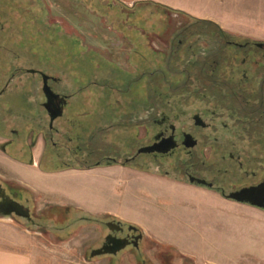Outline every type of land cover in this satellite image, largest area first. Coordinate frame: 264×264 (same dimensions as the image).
Segmentation results:
<instances>
[{
    "label": "flooded vegetation",
    "instance_id": "1",
    "mask_svg": "<svg viewBox=\"0 0 264 264\" xmlns=\"http://www.w3.org/2000/svg\"><path fill=\"white\" fill-rule=\"evenodd\" d=\"M46 20L45 0H0V116L13 111L15 101L8 99L11 94L15 97L24 95L31 110L37 112L40 108L49 118L47 126L26 125V128H43L46 131L45 151L52 146L59 156L68 154L78 161H85L95 132L106 133L116 125L96 127L84 123L80 115L83 108L76 101L78 97L86 98L85 108L88 110L85 115L89 116V112L95 110L91 103L95 102L92 99L95 95L70 90V81L82 78L72 72H67L68 75L66 70L60 69L62 51L59 48L48 57L44 45L48 34ZM56 27L49 29V34L55 38L62 32L60 26ZM217 31L223 45H188L190 55L185 61L182 76H170L164 80L165 84L183 86V103L175 104V100L169 98L172 96L167 94L169 99L165 103L164 99L160 102V108L152 119L134 126L139 128L136 137L143 144L127 159L135 161V166L142 170L153 166L165 175L216 192L234 203L264 210V40L224 30L220 26ZM179 39L180 42L183 40ZM119 50V68L122 69V46ZM154 53L155 57H162L161 61L154 60L161 64L166 57H173L174 49L151 52ZM73 54V50L65 51L70 65ZM140 56L153 61L147 53L141 52ZM48 58L51 61L47 64L49 66L45 64ZM19 59L27 61L20 63ZM45 79L55 94L47 106L48 97L43 90ZM54 83L59 88H53ZM25 84L28 91L22 92L21 86ZM36 84L41 85L40 93L34 92L32 86ZM155 98L150 100L157 106ZM144 99L137 100L142 103ZM51 113L58 114L53 121ZM62 117L65 125L55 126V121ZM117 126L122 128V125ZM140 128L145 131L142 135ZM9 145L10 142H6L0 147L7 152ZM153 145L158 148L169 146L170 149L139 152ZM26 157L30 159L31 155ZM9 200L19 202L31 214L28 218L12 212V216L36 223L31 190L0 178V204ZM252 201L263 202V205L258 206ZM0 214H3L2 210ZM112 220L118 221L109 219L104 222L105 235L97 249L108 244L107 237L114 243L112 249L120 244L125 246L115 253L96 255L106 256L108 264H120L121 260L133 264H173L175 255L180 257L171 249L165 256L160 255L157 249L151 251L153 242L133 224L118 221L120 226H113L115 229L111 230L107 222ZM149 249L154 255L148 254ZM180 259V264H196L183 256Z\"/></svg>",
    "mask_w": 264,
    "mask_h": 264
},
{
    "label": "rangeland",
    "instance_id": "2",
    "mask_svg": "<svg viewBox=\"0 0 264 264\" xmlns=\"http://www.w3.org/2000/svg\"><path fill=\"white\" fill-rule=\"evenodd\" d=\"M45 2L48 34H46L44 45L46 44L48 57L50 58L59 48L62 51L59 59L60 69L64 72L66 70V73L78 74L82 78L80 81H70V90L95 95L93 98L90 95L95 101L91 102L95 105V110L93 113L89 112L90 118L85 115L88 109L85 108L87 101L83 96L78 97L76 101L83 108L80 109L81 114H78L83 117L85 124H93L96 127L97 125H116L112 127L114 129L106 133L99 130L95 132L88 146V155L84 157V160L89 162L106 160L108 157H122V164L136 165L135 161L127 159L143 144L136 137L139 128L134 126L152 119L163 99L164 103L169 98H173L177 105L183 103V86L165 84L164 80L170 76H182L185 61L190 55L188 52L190 43L195 46L223 45L220 37L218 38L219 26L224 30L249 34L257 40H264V0H136L133 2L129 0H45ZM56 25L60 26L62 32L55 38L49 34V29L57 28ZM180 37L183 38L181 42ZM120 46H122V69L119 68L118 58ZM165 48L169 51L174 49L173 57L168 56L164 59V63L156 64L154 60L161 61L162 57L158 55L157 58L155 53L151 54V52H160ZM67 49L74 51L71 65L65 56ZM141 52L152 56L153 61L151 58L144 59L140 56ZM49 58L46 65L51 64ZM19 60H21L20 63L27 61ZM169 66L173 68L169 69ZM36 80L39 81V78L36 77ZM52 86L59 88L56 83ZM26 87H28L26 84L21 86V91L27 92ZM32 87L34 92H39L41 85L36 84ZM167 94L172 97H166ZM143 97L146 100L144 99L142 103L138 102L137 99ZM25 98L20 94L16 97L11 94L8 97L15 101V107L8 115L0 116V128H6L5 134L13 135L12 128L23 129L26 125H48L49 118L46 113L40 108L37 112L31 110V105H26ZM150 98L158 100L157 106H154L155 102ZM26 108H30L31 111H23ZM64 120L62 117L55 121L54 125H65ZM117 125H122V128H118ZM140 129L141 135L145 133L144 128ZM54 151V148L49 146L46 152L48 154ZM2 153L0 148V156ZM78 160L72 155L63 154L54 160L46 161V164L49 167H57ZM147 170L164 173L153 166L147 167ZM27 173L26 170H12L0 159V178H10L8 182L18 185L20 182L17 180ZM102 174L111 173L99 170L97 174L92 173L85 178H89V185L94 186L102 182H98ZM131 175L138 176L136 177L138 179L132 182L136 189H152L156 193L168 190L176 195L183 190L174 184L147 182L146 179L140 178L141 175L124 170L122 177L119 178L122 179V191L128 186L126 179ZM147 184H150L149 188ZM96 188L95 186L94 189ZM32 195L35 201V206L32 207L37 217L36 223L16 216L7 218L6 215L0 214V236L4 240L9 238L5 241L8 245L36 246L42 254L41 260L44 264H108L106 256L91 257L89 255L101 245L102 238L95 239L94 234L89 235L88 232L84 234L81 232L80 236L72 238V234L76 231L74 228L79 222L76 218L70 220L60 218L55 220V223L40 220L39 212L48 204L45 199L37 200L36 193L32 192ZM168 199L174 200L175 205H183V199L180 197ZM203 201L207 205L214 204V200L210 197H205ZM151 204L152 202L139 201L133 205L122 204L121 208L126 211L123 208L126 206L127 212L133 214L140 209V211H146L151 208ZM139 216H141L140 213ZM156 216L158 223L155 224L161 227L159 230L164 233L163 235L170 236L182 244L183 227L180 223L177 220L170 221V218L167 220L160 213ZM238 228L240 236L243 237L244 232H241V227L238 226ZM102 229L105 230L103 225ZM256 229H254V241L258 240ZM170 231L172 232L167 234ZM60 239L67 240L61 242ZM151 246L154 247L151 251L157 249V252L164 256L170 250L168 247L153 244ZM151 251L149 249L148 254L152 256L154 254H151ZM67 252L74 254L67 255ZM176 252L178 256H182L178 251ZM180 257L175 255L173 264H180ZM234 257L238 256L234 254ZM247 258V261L242 262L261 264L254 258L249 256ZM119 263L133 264L126 260H121Z\"/></svg>",
    "mask_w": 264,
    "mask_h": 264
},
{
    "label": "crops",
    "instance_id": "3",
    "mask_svg": "<svg viewBox=\"0 0 264 264\" xmlns=\"http://www.w3.org/2000/svg\"><path fill=\"white\" fill-rule=\"evenodd\" d=\"M5 130L6 128H0V145L10 142L9 151L2 150L0 159L12 170L28 172V175L17 181L36 193L37 200H46L48 205L41 208L40 217L70 220L89 215L98 218V221L87 222L84 219L82 224H77L74 228L77 232L74 231L72 238L80 236L81 232L94 234L95 239L103 238L105 230L102 225L106 220L115 219L139 227L153 245L178 251L196 264H245L243 262L248 260L247 256L264 264V210L234 203L216 192L191 185L183 179L142 170L133 164H122V157H108L96 162L76 161L49 167L46 161L56 159L59 154H47L45 151L46 131L40 128H12L13 135H8ZM27 155H31L30 159ZM99 170L111 174H102L98 181H102L101 183L89 185V178L85 177L97 174ZM124 170L141 175L140 178L147 182L174 184L183 190L176 195L168 190L156 193L152 189H136L132 182L138 176L131 175L126 179L128 186L122 191V179L119 178ZM8 179L10 178H3L5 181H9ZM149 186L147 184L148 188ZM174 197L183 199V205H175L174 200L168 199ZM205 197L214 200V204L207 205L203 201ZM139 201L152 202L151 208L146 211L140 209L135 214L127 212L126 206L123 207L126 211L121 208L122 204L133 205ZM139 213L141 216L138 217ZM158 213L167 220L170 218V221L177 220L180 223L183 227L182 244L159 230L161 227L155 224ZM238 226L244 232L243 237L240 236ZM255 228L258 240L254 241ZM6 240L0 236V264H44L42 254L36 246L24 244L15 247L8 245ZM91 254L89 253L93 257ZM234 254L238 257H234Z\"/></svg>",
    "mask_w": 264,
    "mask_h": 264
},
{
    "label": "water",
    "instance_id": "4",
    "mask_svg": "<svg viewBox=\"0 0 264 264\" xmlns=\"http://www.w3.org/2000/svg\"><path fill=\"white\" fill-rule=\"evenodd\" d=\"M43 90L46 94V96L48 97L47 102H46V106L51 102L52 100V96H54V91L52 90L51 86L48 84L47 79H45L44 81V87ZM51 120L53 121L56 116L58 115L57 113H51ZM169 148V146L167 148H158L155 145L153 146H149V147H144L142 149L139 150V152H146V151H154V150H159V151H167ZM238 198L241 196H237ZM243 197V196H242ZM240 199H247V198H240ZM253 204H256L258 206H262L263 202H257V201H252ZM2 204L4 206H2ZM3 211V214L6 216H11L12 212H14L16 215L18 216H26V217H30V210L26 209L22 204H20L19 202L15 201V200H9V201H4L0 204V211ZM108 227L111 230H114L115 227L113 226H120V222L118 221H109L107 222ZM108 240V244L103 245L101 248L96 249L94 252H92V256L97 255V254H103V253H115L118 249H121L123 246H125V244H120L116 249H112L114 243L113 241H109V237H107Z\"/></svg>",
    "mask_w": 264,
    "mask_h": 264
},
{
    "label": "trees",
    "instance_id": "5",
    "mask_svg": "<svg viewBox=\"0 0 264 264\" xmlns=\"http://www.w3.org/2000/svg\"><path fill=\"white\" fill-rule=\"evenodd\" d=\"M40 220L44 221V222H49V221H52V223H55L56 221L54 219H52L51 217H38ZM82 219H85L87 222L88 221H98V218H94V217H91V216H84V218H77L76 220H78V224H81L83 221Z\"/></svg>",
    "mask_w": 264,
    "mask_h": 264
}]
</instances>
